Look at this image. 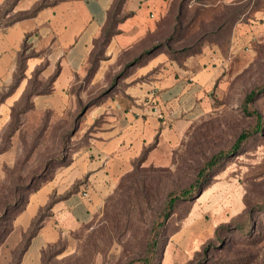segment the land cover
<instances>
[{
    "label": "rangeland",
    "instance_id": "1",
    "mask_svg": "<svg viewBox=\"0 0 264 264\" xmlns=\"http://www.w3.org/2000/svg\"><path fill=\"white\" fill-rule=\"evenodd\" d=\"M6 11L0 10V25L17 17ZM155 25L103 72L96 69L107 60L104 47L96 46L61 117L36 113L24 99L13 108L0 130V264H139L167 195L194 185L220 151L229 153L165 221L152 264H264V0H172ZM154 43L221 55L211 67L207 102L192 120L148 145L89 220L74 228L51 220L53 205L86 185L83 178L65 190L57 175L96 126L86 118L91 104L123 94L137 68L130 61ZM46 84L34 82L39 90ZM242 132L252 135L231 152ZM131 187L145 197L138 193L140 206L127 218L122 204ZM114 213L118 220L111 224Z\"/></svg>",
    "mask_w": 264,
    "mask_h": 264
},
{
    "label": "crops",
    "instance_id": "2",
    "mask_svg": "<svg viewBox=\"0 0 264 264\" xmlns=\"http://www.w3.org/2000/svg\"><path fill=\"white\" fill-rule=\"evenodd\" d=\"M113 2L0 0V10L7 6L6 15L31 13L42 4L34 15L0 25V130L11 119L12 108L21 101L34 75L41 82L54 78L47 93L30 98L31 109L36 113L50 112L58 118L63 115L71 103L69 89L82 76ZM171 2L125 0L122 13L127 17L117 25V33L103 49L107 60L99 62L97 72H103L121 52L142 41L166 15ZM21 53L25 57L23 74L13 85ZM221 60V55L208 47L185 59L182 65L160 53L137 66L123 94L93 106L86 118L89 124L96 122V126L87 144L77 146L70 164L57 175L65 190L83 178L86 185L54 204L51 220L69 228L89 220L148 145L156 138L165 139L194 118L197 109L207 102L216 71L211 67ZM152 92L171 121L167 126L150 111L147 100ZM83 191L89 193L90 202L81 197ZM47 192L39 196L42 198Z\"/></svg>",
    "mask_w": 264,
    "mask_h": 264
},
{
    "label": "trees",
    "instance_id": "3",
    "mask_svg": "<svg viewBox=\"0 0 264 264\" xmlns=\"http://www.w3.org/2000/svg\"><path fill=\"white\" fill-rule=\"evenodd\" d=\"M125 0H114L111 8L109 9V11L107 12V21L106 24L104 26V28L102 29L101 35L99 37V39L97 41H95L94 43V49L96 46L104 47L107 45L109 39L117 33V25L123 21V19H125L127 17V15H125L124 13H122V7L124 4ZM14 4V1L11 2L9 4V9L12 8ZM40 7H42V4L39 5L36 9H34L31 13H23V14H18L16 19H21V18H25L28 16H32L34 15V13L36 12L37 9H39ZM172 8V7H171ZM183 8V6H179L178 8V15L181 11V9ZM7 11V12H8ZM170 14V13H169ZM168 15V14H167ZM168 17V16H167ZM162 23V22H161ZM157 24H159V21L156 23L155 25V30L157 28ZM175 30V28H174ZM153 31L149 32L146 37L148 35H151ZM171 38V37H170ZM103 48V49H104ZM93 49V50H94ZM194 49V50H193ZM181 51H174L172 49L167 48V45H161V44H152L149 47H146L140 54H138L134 59H132L131 62V66H140L143 65L148 59L155 57L156 55L160 54V53H165L166 56L168 57L169 60H172L174 62H176L178 65H182L183 61H185V59H187L190 56H195L201 53V49L195 50L194 45H192L191 47H187L185 49H180ZM93 51L91 52L89 59L92 56ZM25 57L23 55V53H21L19 55V60H18V68H17V74L15 76L14 79V83L13 85L17 84V82L20 80V78L22 77V72H23V61H24ZM88 59V60H89ZM98 62V61H97ZM96 62L94 61V64ZM94 70V69H93ZM54 76L51 77L46 84V87H44V89L39 90L36 89L34 82L37 81L36 80V76H33V79L31 80V82L29 83V87L27 88V90L25 91L23 97L21 98V101H26L29 105V100L33 95L36 94H45L49 91V87L51 85V82L53 80ZM256 92H252L251 94H249L246 97V101L249 102L254 96H255ZM18 104V103H17ZM100 104V102H94L91 104V106H96ZM16 106V105H15ZM31 107V105H30ZM14 108V107H13ZM12 108V110H13ZM12 110H11V114H12ZM161 124H163V121H161ZM167 126V125H165ZM261 130L260 124H258L256 126V129L254 130L255 132H259ZM252 134L249 132H242L239 134V136L235 139V142L233 143L230 151L234 152L236 150L239 149V147L246 142L249 137ZM81 146V145H79ZM77 148V147H76ZM75 149H73V152H75ZM228 152H219L217 155L213 156L211 160L207 161L205 163V165L202 167V169L200 170L197 179L194 183V185H191V187H189L186 190H183L182 192L176 194V193H169L165 199V202L163 204V208L161 210V221L157 222L151 231L150 237L147 241V245L145 248V255L144 257L140 260L141 262L139 264H152L153 263V259L157 253V248L159 246V242H160V237H161V233H162V229L165 225V221L169 218V216L172 213V210L174 209V207L181 201L186 200L189 196H191V194L193 193V191L199 187H201L207 180V176L209 174V171L211 169H213V167L220 162L221 159L225 158L228 155ZM144 159V154H142V157L140 160ZM66 166V165H65ZM131 189V190H130ZM120 190V186L118 187V189L115 191L114 194L118 193V191ZM34 191V190H33ZM32 191V192H33ZM142 196V199H144L145 194L143 192V190H137L136 187H131L129 188V191L127 192V194H129L123 204L122 207L124 209L123 211V215L127 218H129L131 211H133L134 207H138L140 206V201H139V195ZM117 215L114 213L111 218H109V222L111 224H114V222L116 223L117 221ZM238 230H242V228H239ZM34 236L30 235V239H32ZM29 239V240H30Z\"/></svg>",
    "mask_w": 264,
    "mask_h": 264
},
{
    "label": "built area",
    "instance_id": "4",
    "mask_svg": "<svg viewBox=\"0 0 264 264\" xmlns=\"http://www.w3.org/2000/svg\"><path fill=\"white\" fill-rule=\"evenodd\" d=\"M150 97L148 98L147 102H148V105L150 107V111L156 115V117L160 120H162L164 122V120L167 118L165 117L164 113L162 112V110L160 109V107L157 105V102L155 101V97H154V93H150ZM167 120V119H166ZM81 197L87 201V202H90L91 201V198H90V195L88 192L86 191H83L81 193Z\"/></svg>",
    "mask_w": 264,
    "mask_h": 264
}]
</instances>
